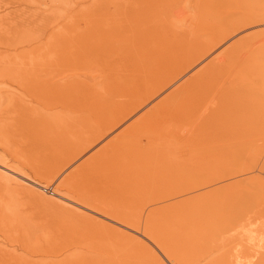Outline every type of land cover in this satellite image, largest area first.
Listing matches in <instances>:
<instances>
[{
  "label": "bare ground",
  "instance_id": "obj_1",
  "mask_svg": "<svg viewBox=\"0 0 264 264\" xmlns=\"http://www.w3.org/2000/svg\"><path fill=\"white\" fill-rule=\"evenodd\" d=\"M22 3V11L31 5L0 0V85L10 84L0 98L28 117L21 126L29 135L19 141L28 149L23 158L4 137L0 148L14 165H31L33 177H45L49 187L4 154L0 182L18 192L38 186L52 193L68 221L31 244L20 237L24 231L13 230L19 223L0 216V239L13 247L1 245L0 264H182L183 253L172 256L165 247L185 240V219L203 214V229L210 218L220 224L231 217L217 207L219 199L230 204L262 190L264 196V0H116L90 7L93 38L64 37L68 48H79L71 64L52 55L60 41L48 14H20L18 40L6 41L16 21L4 19L6 5L15 10ZM17 78L26 93L14 89ZM34 139L50 142L37 158L45 160L41 168L28 161ZM251 210L236 221L239 241L227 250L233 256L218 264H264V208ZM204 253L210 260L193 264L221 256L217 249Z\"/></svg>",
  "mask_w": 264,
  "mask_h": 264
},
{
  "label": "rangeland",
  "instance_id": "obj_2",
  "mask_svg": "<svg viewBox=\"0 0 264 264\" xmlns=\"http://www.w3.org/2000/svg\"><path fill=\"white\" fill-rule=\"evenodd\" d=\"M19 1L20 2L22 1L24 3L26 2L27 5H28V3H31V5L29 6V8L26 7V9L24 11H22V9L24 7L23 3L21 5L14 4L13 6H16L15 10H14V7H12V5H6V6H8L7 9L9 11V13H8L9 16L8 17L4 16L5 17L4 19L9 20V21L11 19L13 21V19L15 18V20H16L15 23H12L9 27V30L11 32L10 33L6 32V34L8 33L7 35H10V37H9L10 39H6V41L11 40V38H12V40L17 39V37H15V34H16L15 31H16V27H18V25H17V19L18 18H16V17H18L20 14H29V12H30V14L34 13V15L36 17H40L41 15L48 14L49 20H53L55 18V20L52 23L53 36L55 39H59V41H60L58 47H56L57 51L51 50L52 55L57 56V57L66 56V58L70 59V64H71L73 54L76 51H78L79 48H77L75 45H72L69 43H68V46L70 48H68L66 45L67 43L65 42L64 37L68 34L67 40L69 42H74L78 37H81L83 39L85 37H87V38L92 37L93 38V33L95 30L88 29V27L90 28L96 22V20H94L93 17H91V12H92L91 8H96V7L99 8V6L101 4H108L111 1H116V0H94L91 5H87V3H84L80 0H48L49 4L45 2L46 0H19ZM5 14H6V12H4V15ZM58 16H60V17H58ZM62 24H64L63 27H61ZM28 32H26V34ZM87 38H85V40ZM47 57H49V54L47 55ZM14 82H13L14 83V85H13L14 89L18 93H26L24 91H27V88H26L27 84L24 83V80L22 78H17ZM9 85L10 84L6 81L4 83L1 82L0 88H1L2 92L4 90H6L5 88L9 89L10 88V87H8ZM0 94H1V92H0ZM14 108L15 107L12 105V101L8 97L0 98V134H2V136H0V139L2 140V138L4 137L5 140H7V142L10 144V147L12 148L11 150L17 151L23 157L22 153L26 152L25 149H28V147H26L25 144L19 142V141H22V137L20 136V134L29 135V133L26 132V131H28L27 128H22L21 120L24 118H28V117L19 116L17 114V112L13 110ZM37 116H36V118H43L44 117V115H42V114H37ZM27 138H29V136H27ZM33 143H34L33 144L34 148L31 150V156L29 157L28 161L34 163V165L36 167H39V165L41 163H43L45 160L39 161V160H37V158H40L39 154H41L42 151L47 150L46 145H48L47 148L50 147V142L45 140V143L42 144L43 143L42 139L41 140L40 139H38V140L34 139ZM2 154H4V157L6 158V161H8V163L12 164L13 166H16V165H14L15 163L12 162L8 158V155L5 154V152L0 148V155H2ZM25 163H26V161H25ZM51 164L54 166L55 163L51 162ZM28 166L30 167L31 165H28ZM28 166L24 165V167L23 166H16V167L19 168L21 170V172H24V173L30 175L32 177V179L42 183L43 185H47L46 184L47 179H45V177H41V179H40V177H38V179L33 177V171L31 169H29ZM41 167H42V165H40V168ZM37 188L38 189H35L34 193H30V192L23 190V189L22 190L18 189V190H21L19 192H22V193H19L17 190H13L11 188L7 189L6 186L0 182V216L4 220L7 219L6 221H8L9 223H11V221L14 223L15 222L19 223L22 228L15 229V227L17 228L16 223H15V227L13 228V230L15 232H17V234H21V232L24 231L23 235L22 236L20 235V237L22 239L25 238L24 239L25 241L23 240L24 242L31 243V244L32 243L34 244L36 239H38V241H36V242L41 241V238L43 236H41L39 238L38 236L40 233H43L45 230L49 231L50 228L55 227V226H60L61 224L67 225V221H68L66 218H63L62 216H60L59 210H58L60 207H58V201L55 197H53V194L46 192L43 188L39 189L38 186H37ZM23 191L26 193L24 194ZM261 192H263V190L260 191V193H258V194L260 196H263V193L261 194ZM260 196L248 197L246 195V196L239 198L237 201H234L230 204H229V200L227 197L223 198L222 200L219 199L220 203H221V201H222V203L218 206L214 203L213 206L214 207L217 206L218 208H220V207H222V204H223L224 206L222 207V209L224 210L225 213L227 212L226 214L228 216H231L233 220L229 222V219L231 220V217H228L225 213H223L225 215V217H228V219H223L220 222V224L219 223L214 224V223H212L211 218L209 219L210 220L209 222L214 224V227H212V224L208 222V223H206L205 227L202 229L201 225L203 224V221L201 223L199 220V217L201 218V216H203V214H200V215L198 214V216L194 215V218H190V217L188 219L184 218L186 222L183 219L184 223H182V224L184 225L186 223L185 228L187 227L186 232L184 234V236L187 237V238L184 237L185 242L184 241H183L184 243L181 242V239H180V241H178L176 243L173 242V243H170L171 245L168 244L170 247H168V245H167L165 247V250L169 251V252L171 251L170 254L172 256H174V254L175 255L179 254V251H180V253H183V255H181V256L179 255V258H177V259H179V261H180V257H181V260L184 259V260H182V264H193V262L195 261L196 258H199V257H202L203 255H205L204 249L205 250L217 249L218 253H221V256L218 257L219 260L217 258H214V261L212 260L211 264H215V263L218 264V263L222 262V260H221L222 258H224L223 259V262H224L225 258H227V256L228 257L231 256L232 253L234 252V251H232V253H228V251H230V250H228L229 245H232L235 241H239V237H238V239H234L236 237L235 234H236L237 229L239 227V224L236 225V223L240 221L239 219H241L245 210L246 211H250L251 209L253 210L252 207H254L253 211H255L256 209L264 208V200H262V198L260 199ZM250 203L252 205L253 204L254 205L252 206ZM225 204H227V205H225ZM259 204H260V206H259ZM248 205L251 208L250 210H249ZM214 207H212V208H214ZM197 212H199V211H194L193 213H197ZM241 212H243V213H241ZM219 215L220 214H218V216ZM194 219H195V221L193 222ZM198 220H199V222H198ZM234 220H235V222H234ZM187 221H189V222L187 223ZM69 222H70V223H68L69 228H67V229L70 230V226H72V224H71V221H69ZM227 222H229V224L230 223L231 224L229 225ZM232 223H235L234 225H236V226H234ZM199 224H201V225H199ZM208 225H211V226L209 227ZM216 225H219L220 227H224V229L226 228V230L224 231L223 228L218 229L220 227L219 226L217 227ZM198 226H200V227H198ZM229 226L231 228H229ZM205 228L208 231L204 230ZM216 229H218V230H216ZM229 229H230V231H229ZM203 230L207 231V235H205L206 233H204ZM209 231H210L211 235L209 234V236H208ZM213 231L217 232V233H214ZM213 233H214V236H213ZM171 235L173 237L179 238L176 233H171ZM201 235H203V237ZM25 236L26 237L28 236L27 239ZM29 236L31 238H33V242H31L32 239ZM204 236H205V238H204ZM51 238H53V237L51 236ZM221 241L223 242L222 244H221ZM175 244L178 246L175 247L176 246ZM1 245L6 247V248H13L11 245L6 243L5 241L4 242L1 241V239H0V247H1ZM214 245H216L215 246L216 248L214 247ZM169 248H170V250H169ZM177 248H178V250H177ZM225 248H226V250H225ZM219 249H220V251L222 250V252H220ZM223 250H225V253L223 252ZM16 251L19 253L23 252V250H21L20 248L17 249ZM226 252H227V254H226ZM159 254L161 257H163L161 252H159ZM205 259L206 260H204V258H203L204 262H206L207 260H210L209 258H205ZM131 261H130V264H132V263L133 264H147L145 262H138L136 259H131ZM230 261L231 260H228L227 262H230ZM26 262H28V261L20 260V264H25ZM44 262L45 261H41V263H44ZM165 262L170 264L169 261H167V260H165ZM34 264H36V263H34ZM37 264H40V261L37 262ZM45 264H48V262ZM107 264H110V263H107Z\"/></svg>",
  "mask_w": 264,
  "mask_h": 264
}]
</instances>
